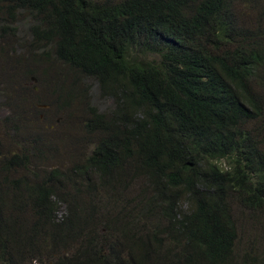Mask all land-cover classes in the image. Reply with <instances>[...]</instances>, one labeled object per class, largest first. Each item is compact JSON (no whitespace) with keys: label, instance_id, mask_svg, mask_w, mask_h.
Segmentation results:
<instances>
[{"label":"trees","instance_id":"trees-1","mask_svg":"<svg viewBox=\"0 0 264 264\" xmlns=\"http://www.w3.org/2000/svg\"><path fill=\"white\" fill-rule=\"evenodd\" d=\"M0 19L30 22L25 76L53 53L63 106L88 78L115 105L86 100L71 169L5 117L0 264H264V0H0Z\"/></svg>","mask_w":264,"mask_h":264},{"label":"rangeland","instance_id":"rangeland-1","mask_svg":"<svg viewBox=\"0 0 264 264\" xmlns=\"http://www.w3.org/2000/svg\"><path fill=\"white\" fill-rule=\"evenodd\" d=\"M17 25L19 29H16V35L13 36L8 34L7 30H1L0 22V136L6 139L4 142L7 145L12 143L16 150L22 148L21 141L15 133L13 134V125L11 123L4 125L5 117L13 114L18 108L21 114H27L30 118L33 132L37 129L42 131L44 139L41 142L34 141V136L29 137L30 147L34 146L37 149L35 154L40 155L41 160L47 165L71 169L74 164L83 160L85 150L92 149L89 144L91 135L84 128V122L90 114L86 100L90 96L93 106L101 112L109 113L115 106L113 99L104 97L99 82L88 78L74 84L73 91L76 97L68 107L63 106L59 100L60 90H54L49 81L50 75L56 72L50 67L54 58L53 53L42 65H34L32 70L35 73L27 76L23 74V69L27 67L28 61L15 63L18 58L14 52L16 44L24 43L22 49H25L32 40L29 35L30 22L23 19ZM23 54L25 59L28 51ZM62 73L68 75L69 85L74 72L65 69ZM16 74L19 80L16 83L14 80L10 82V78Z\"/></svg>","mask_w":264,"mask_h":264}]
</instances>
